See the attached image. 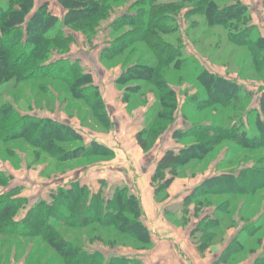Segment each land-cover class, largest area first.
I'll list each match as a JSON object with an SVG mask.
<instances>
[{
	"label": "trees",
	"instance_id": "1",
	"mask_svg": "<svg viewBox=\"0 0 264 264\" xmlns=\"http://www.w3.org/2000/svg\"><path fill=\"white\" fill-rule=\"evenodd\" d=\"M32 1L15 0L12 4L19 7L17 10L8 5L6 7L0 5V86L8 82L18 85L33 76L63 82L73 99L79 98L87 103L90 116L95 123L106 131H111L114 124L108 118L99 88L93 85L91 77L81 71L77 62L69 63L61 59L51 61L47 58L50 51L57 53L67 51L70 39L63 35L61 24L72 30L92 32L97 22L104 17L105 11L113 5H121L128 0H72L77 5L69 9L65 8L66 13L60 25L55 17L42 9L26 23L22 18L23 13L25 9L30 11ZM58 1L60 4H67V1ZM189 4L190 6H187ZM72 5L71 3L69 6ZM138 6L140 9L137 7L134 15L124 17L123 21L116 24V30L125 26L131 29L118 35V39L116 38V41L103 52L102 57L109 61L125 56L120 64L125 65L126 70L116 79L115 84L120 88L124 86L129 94L137 93L146 87L148 91L145 93H152L155 102L157 101L144 113L148 125L135 135L139 148L143 152H148L175 118L176 97L174 90L169 87L167 68L173 66L186 72L191 70L190 64L195 62L193 58L184 57L183 46L177 37L178 33L175 35L179 30L175 21L182 12L187 22L194 16L201 21L205 20L209 26L223 29L228 46L247 49L249 58L253 60L254 70L261 69V74H264V38L251 25L249 12L239 1L140 0ZM39 15H42V19H36ZM31 21H33L32 28ZM21 22H25L26 25L23 26ZM196 24L194 23L192 28ZM45 27L43 32L42 29ZM32 31L35 35H32ZM38 31L43 33L36 35ZM171 35L176 36V43L166 40ZM32 37L33 40L37 38L35 40L37 45L28 44ZM43 42H52L51 50L50 45L46 47ZM138 43H144L148 47L156 56L159 65L140 64L139 61L133 62L132 65L128 64L134 53L130 51L125 54L126 49ZM17 50L20 51L21 56L12 57V52ZM194 78L205 88V98L199 102L200 104L195 103L197 98L193 99L191 102L193 109L203 110L220 105V108L228 109L233 117L226 119L219 117L211 121L191 124L187 129L175 133L176 138H192L194 143L177 152L166 151L156 163L151 176V186L154 197L160 203L167 200L168 187L179 177L180 168L193 160L202 159L217 145L232 142L247 151L264 150V91L260 92L257 108H252V94L241 89L236 83L212 74L206 69H196ZM131 82L137 84L128 85ZM42 89L45 91V86ZM75 92L79 93L77 98L73 96ZM127 96L123 92L121 98L123 102H126ZM141 102L145 106V102ZM244 122L248 129L244 128ZM13 139L25 140L28 145L35 148L34 150L39 149L40 153L49 156L56 164L80 161L83 165L90 166L110 161L115 156L110 148L99 142L91 141L85 144L82 136L68 126L49 119L19 116L11 106L2 107L0 108V143ZM39 152L34 155L35 160L39 158ZM253 162V167L206 178L193 187L177 207L176 214H180L183 227L187 225V220L191 216L200 217L198 225L192 231L197 232L192 239L200 255L213 252L211 249L222 240L223 230L233 227L231 215L236 209L235 199L241 194H254L264 189V156L254 158ZM8 179L0 173V187H2L0 237L38 238L39 243L32 244L34 250L29 252L28 257L25 258L26 262L33 255L37 258L40 246L44 244L53 251L62 264H143L138 258L122 255H110L107 258L100 251L89 249L95 239L89 240L90 242L79 241L77 237L74 240H67L59 232V228H66L73 231L72 235L75 236L76 230L97 226L105 230L113 229L118 234L128 237L138 245V250L151 248L153 242L144 223L141 202L128 185L116 184L109 189L108 194L104 193V181H99L100 187L97 190L89 189L87 185L78 181L71 182L67 186L59 185L55 192L48 193L47 198L40 199L23 218L16 221L17 212L20 207L25 208L27 200L15 198L22 187H11ZM205 209L209 210L205 211ZM165 214L167 215L168 212ZM225 222L229 225H224ZM253 227L252 225L251 230L248 231L249 236L255 234L257 226ZM244 228L241 232L245 230ZM96 241L107 247H116L100 239ZM226 243L224 247L216 250L215 253L219 252V254L213 264H234L236 256L244 252V243L239 235ZM9 244L12 245V242ZM5 245L4 241H0V251ZM15 246L20 245L18 243ZM52 260L51 257L37 258L34 264H49ZM255 264H264V257L256 259Z\"/></svg>",
	"mask_w": 264,
	"mask_h": 264
},
{
	"label": "rangeland",
	"instance_id": "2",
	"mask_svg": "<svg viewBox=\"0 0 264 264\" xmlns=\"http://www.w3.org/2000/svg\"><path fill=\"white\" fill-rule=\"evenodd\" d=\"M14 1L0 0V5L4 7L8 5L13 7L14 10H17L19 7L12 4ZM63 1H67V4H60L58 0H33L30 11L29 9H25L22 18L27 23L37 11L42 9L52 17H55L60 25L66 13L65 8L69 9L77 5L72 0ZM138 1L140 0H128L121 5L111 6L109 10L105 11L104 17L97 22L92 32H83L77 29L72 30L68 26L61 24L63 35L70 39L67 51L66 53L50 51L47 58L51 61L61 59L69 63L77 62L81 71L91 77L93 85L99 88L108 118L114 124L111 131H106L95 123L90 116L87 103L77 98L79 96L77 92L73 96L78 100L73 99L68 94V89L63 82L33 76L30 80L18 85H15L13 82H8L0 86V108L11 106L19 116L49 119L68 126L82 136L85 144L96 140V142L103 143L108 148H113L111 150L115 156L110 161L99 162L90 166L83 165L80 161L56 164L49 156L40 153L38 151L39 149L34 150L35 148L28 145L25 140L13 139L6 143H0V173L9 178L8 182L11 187H22L19 194H17L18 196H15V198L20 197L27 200L25 208L20 207L17 212V221V219L23 218L27 211L40 199H45L48 193L55 192L56 184L59 185V182L65 181V186H67L71 183L67 181L73 178L82 179L84 182H87L85 181L87 178L90 179L89 181H95L97 177L103 174L114 178L118 174L117 177L122 178L118 171L123 170L127 174L126 176L124 173L125 176L123 178L125 179L127 177L129 184L125 183V180H122L120 183L128 185L138 197L140 196L141 200L140 198L139 200L143 203L142 209L144 212L145 226L147 227L146 224L150 223L149 227L158 229L168 237H170V233L178 234L181 237L187 233L190 238L188 243L195 247L192 236L197 232L193 233L192 231L198 225L200 217L197 218L195 216L196 218H194L191 216L187 220V225L183 227L181 226L182 220L180 214H176V211H178L177 207L182 203L184 196L193 187L208 177L221 173L226 175L247 169L248 167H253V159L263 157L264 150L247 151V149L239 148L232 142H224L213 148L210 153L205 154L202 159L189 162L185 167L180 168L178 172L179 177L174 179L169 185L167 190L168 198L165 202H161L163 206L166 205L165 209L163 210L162 207V216H158L156 221L153 219V223L148 219L151 209L150 203H161L154 197V190L153 196L141 195L137 181L138 176L134 173L141 169L142 166L146 167L150 163L155 162L162 151L163 154L168 150L177 152L179 149L194 143L192 138H176L175 133L177 131L187 129L191 124L211 121L219 117L225 119L233 117L229 114L228 109L220 108V105L203 110L193 109L191 105L193 99L197 98L195 103L200 104L199 102L205 98V88L194 78L196 69H206L212 74L236 83L241 89L251 93L253 96L252 108H257L260 92L264 91V74H261V69L258 71L256 69L254 70L252 66L253 60L249 58V51L247 49L233 45L228 46L225 38L226 34L223 29L209 26L205 20L201 21L194 16L188 23L184 18V12H182L175 21L179 29L175 35L178 33L177 37H179L183 46L184 57L193 58L195 62L190 64L191 70H186V72L173 68V66L167 68V78L170 81L169 87L174 90L177 104L176 110L174 111V121L169 125L166 132L155 141L148 152H143L140 149L141 154L139 153L137 155L132 134L135 131L138 133V131L148 125L144 113H146L149 106L157 101L155 102V97L152 93H145L148 91L146 87H143L137 93L129 94L124 86L120 88L115 84L116 79L126 70L125 65L122 66L120 64L124 61L125 56L109 61L102 56L103 52L116 41L118 35L131 29L125 26L124 28H119L120 30H116L115 26L124 17L134 15L137 7L140 9ZM235 1H239L247 8L251 25L264 38V0ZM70 2L73 4L72 6H69L71 4ZM187 6H190V4ZM41 17L42 15H39L36 19H42ZM193 20L196 22H192ZM33 21L30 23L31 28ZM26 23L21 22L23 26ZM194 23L197 24L192 28ZM189 25L191 28H189ZM45 29L46 27L42 31L44 32ZM42 31H38L36 35L43 33ZM32 35L35 34L33 33ZM175 35L167 37L166 40L176 43L177 38ZM34 39L37 40V38ZM35 40L32 37L28 44L37 45ZM43 44L46 47L50 45L49 48L51 50L52 42H43ZM126 51L125 54L130 53V51L132 54L134 53L133 57L128 61L130 65L136 61H139L140 64L159 65L156 56L150 52L144 43L133 44ZM20 56L19 50L12 52V57L18 58ZM136 84L137 82H131L128 85ZM43 86H45V91L42 89ZM123 92L128 95L126 102H123L121 99ZM141 101L145 102V106L141 104ZM244 128L248 129L245 122ZM36 152H39V158L35 160L34 155ZM110 179L114 180L113 178ZM84 182L80 183L84 184ZM84 185L87 184L85 183ZM112 186L114 185L106 183L104 193L108 194ZM93 187H96L95 183H93ZM98 187H100L99 183L97 185ZM1 189L2 187H0ZM186 191L187 193L181 196ZM177 195H179L180 199L173 204H169L171 199L177 198ZM206 203L210 204L207 201ZM235 203H237L236 209L234 210V214L231 215L234 222L233 227L223 230L222 240L211 249L213 252H206L200 255L195 248V254L197 253L200 257L207 254L208 257L212 253H215L216 250L218 251L224 247L227 241L230 242L239 235V238L244 243V252L236 256L234 264H255L256 259L264 257V189L254 194H241L235 199ZM159 208L161 209V207ZM208 210L205 209V211ZM165 212H168V214L166 215ZM155 224L157 227H154ZM251 224L257 227H255V234L249 236L248 231L251 230ZM224 225L229 224L225 222ZM245 226L247 227L244 228ZM243 228L245 230L241 232ZM59 232L67 240H74L75 237L79 238V241H91V239H95L89 249L98 250L107 258L110 255H122L131 258L132 255L142 253L141 255L147 259L146 255H148V252L154 246L152 244L151 248L147 247L138 250V245L128 237L118 234L113 229L105 230L97 226L89 227L81 231L76 230L74 231L75 236L72 235L74 234L72 233L73 231L66 228H59ZM94 235L99 238H96ZM98 239L111 243L116 247L111 248L102 243L100 244L96 241ZM0 241L6 243L0 251V264H34L37 258L40 259L43 257L45 259L47 257L53 258L49 264H62L53 251L44 244H41L40 247L42 249H39V256L37 258L33 255L28 262L25 261L29 252L34 250L32 244L38 242V238L29 239L11 236L8 239L0 237ZM9 242H12L13 246ZM18 243L20 246L16 247L15 245ZM182 249H184V245ZM178 252L180 257L187 258V255L183 251L182 254L180 251Z\"/></svg>",
	"mask_w": 264,
	"mask_h": 264
},
{
	"label": "crops",
	"instance_id": "3",
	"mask_svg": "<svg viewBox=\"0 0 264 264\" xmlns=\"http://www.w3.org/2000/svg\"><path fill=\"white\" fill-rule=\"evenodd\" d=\"M137 127L139 128V126H137ZM136 133L137 132L135 131L132 134V139L134 140L133 143L135 146V152L138 155L139 153L141 154V150L137 146V143L135 141ZM101 144H103V143H101ZM110 149H113V148L110 147ZM162 155H163V151L159 154V156L157 157L155 162L150 163L146 167L142 166L141 169H139L138 171H135L134 174L135 175L137 174V176H138L137 181H138V186L140 188L141 195L146 194V195L153 196V189L151 188V176L154 173L156 163L159 161V159L162 157ZM115 173H117V172H115ZM118 173H119V175H121L122 178L117 177L118 174L117 175L113 174V175H116L115 178L110 177L109 175L103 174L102 176L97 177L95 181H89L90 179L87 178V180H85L87 182H84V181H82V179L73 178V179H69L67 182H74V181L84 182V184L85 183L87 184L89 189H91V187H93V183H95L96 187H93L92 190H95L97 188L99 181H104L105 184L107 183V184H111V185H116V184H118V182H119V184H121L120 182L122 180H125V183H128L127 177L125 179L123 178V176H125L124 175L125 171L119 170ZM96 175H98V174H96ZM126 176H127V174H126ZM110 178H113L114 180H111ZM59 183H60L59 185H65L66 182L62 181ZM56 185H57L56 187L59 186L58 184H56ZM136 185H137V183H136ZM138 186H137V188H138ZM139 188H138V190H139ZM45 191H47V190H45ZM186 193H187V191L184 192V194H182V195L180 194V195L183 196ZM139 198H140V196H139ZM178 199H180L179 195H177V198L171 199L170 200L171 202H169V201L168 202H169V204H173ZM140 200H141V198H140ZM142 205H143V203L141 201V206ZM150 205H151V209L149 211L148 219H149V221H152V223H153L154 220L156 221L158 216L159 217L162 216V213H163L162 207L164 210L166 205L163 206V204H156L155 202L153 204L150 203ZM159 207H161V209ZM159 213H161V214H159ZM149 224L150 223H147L146 225H147V228L150 232L152 242L154 244L153 249L150 250V252H148V255H146L147 259H145V256L141 255L142 253H140L138 255H132L131 256V258H138L139 260H141V262L143 264H213V261L215 260V258L219 254V252H218V253H212L208 257H207V254L204 255L203 257H200L197 253L195 254V252H196L195 247L192 244L188 243L189 239H190L189 234L186 233L181 237L178 234L175 235L174 233H170L171 235H170V237H168L165 233L160 232L158 229L156 230L155 228L153 229L152 227H149ZM151 225H153V224H151ZM154 227H157V225L155 224ZM182 244L184 245V249H182V246H183ZM178 251H180L181 254L183 251L187 255V258L189 259V261L187 258L180 257L178 255V253H179Z\"/></svg>",
	"mask_w": 264,
	"mask_h": 264
}]
</instances>
